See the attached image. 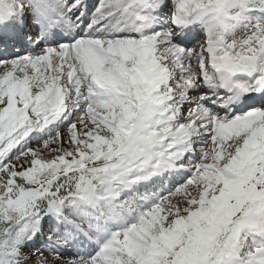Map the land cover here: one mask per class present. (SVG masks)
<instances>
[{
	"label": "snow or ice",
	"instance_id": "1",
	"mask_svg": "<svg viewBox=\"0 0 264 264\" xmlns=\"http://www.w3.org/2000/svg\"><path fill=\"white\" fill-rule=\"evenodd\" d=\"M0 264H264V0H0Z\"/></svg>",
	"mask_w": 264,
	"mask_h": 264
}]
</instances>
